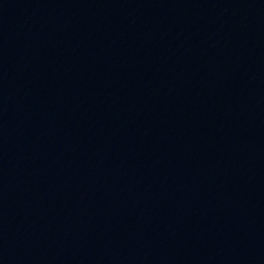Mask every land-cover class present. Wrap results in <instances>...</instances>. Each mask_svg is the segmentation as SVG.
I'll list each match as a JSON object with an SVG mask.
<instances>
[{
    "label": "water",
    "instance_id": "obj_1",
    "mask_svg": "<svg viewBox=\"0 0 264 264\" xmlns=\"http://www.w3.org/2000/svg\"><path fill=\"white\" fill-rule=\"evenodd\" d=\"M264 0H0V264H256Z\"/></svg>",
    "mask_w": 264,
    "mask_h": 264
}]
</instances>
